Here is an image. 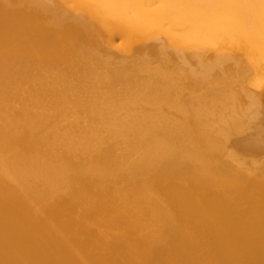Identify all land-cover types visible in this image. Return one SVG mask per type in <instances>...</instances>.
<instances>
[{"label": "bare ground", "instance_id": "6f19581e", "mask_svg": "<svg viewBox=\"0 0 264 264\" xmlns=\"http://www.w3.org/2000/svg\"><path fill=\"white\" fill-rule=\"evenodd\" d=\"M0 264H264V0H0Z\"/></svg>", "mask_w": 264, "mask_h": 264}, {"label": "rangeland", "instance_id": "374dc122", "mask_svg": "<svg viewBox=\"0 0 264 264\" xmlns=\"http://www.w3.org/2000/svg\"><path fill=\"white\" fill-rule=\"evenodd\" d=\"M173 194H176V193L174 192ZM174 196H176V195H174ZM176 203H179V202L176 201ZM244 242H245V243H244ZM244 242L240 243V246H239V244H238V246H239V248H241V250H245V249L248 250V246H249V247L251 246V247H250V249H251V248L256 244V243H254L253 240H250V239H249L248 241H244ZM245 244H246L247 246H246ZM238 246H237V247H238ZM241 246H242V247H241ZM243 246H244V247H243ZM242 248H243V249H242ZM230 249L233 250L234 248H230ZM214 253H216V252H214Z\"/></svg>", "mask_w": 264, "mask_h": 264}]
</instances>
